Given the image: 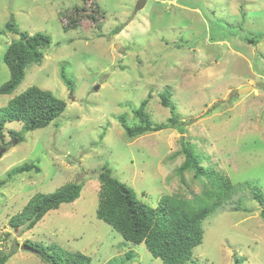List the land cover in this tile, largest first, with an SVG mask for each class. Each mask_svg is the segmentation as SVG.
Instances as JSON below:
<instances>
[{"label": "rangeland", "instance_id": "374dc122", "mask_svg": "<svg viewBox=\"0 0 264 264\" xmlns=\"http://www.w3.org/2000/svg\"><path fill=\"white\" fill-rule=\"evenodd\" d=\"M139 1L96 0L106 13L102 29L85 25L65 32L61 13L83 0H0V88L10 79L5 52L19 39L6 30L8 22L52 39L20 87L0 95V110L33 86L67 104L46 128L29 132L23 123L7 122L0 137V181L25 164L41 169L0 186V255L15 251L6 264H47L26 247L52 244L80 252L92 264H164L145 243L126 241L97 217L98 177L109 166L154 209L164 196L199 208L212 184L193 170L180 173L184 144L204 168L234 186L230 199L204 221L203 242L186 264H234L237 258L264 264V205L245 187L258 186L264 195V0H147L142 9ZM117 27L120 33L113 34ZM63 68L73 90L61 79ZM165 91L185 122L183 131L130 140L119 117L135 125L134 111L148 100L153 124L166 123L171 110L162 105ZM77 182L84 188L76 202L50 211L31 230L12 225L36 194Z\"/></svg>", "mask_w": 264, "mask_h": 264}, {"label": "trees", "instance_id": "16d2710c", "mask_svg": "<svg viewBox=\"0 0 264 264\" xmlns=\"http://www.w3.org/2000/svg\"><path fill=\"white\" fill-rule=\"evenodd\" d=\"M106 13L96 0H83V5L72 11L61 13L63 30L69 32L85 25H92L101 30ZM122 28L117 27L113 34L120 33ZM6 30L19 36L12 42L4 55V62L10 71V79L0 88V95L13 94L23 83L27 69L32 64H40L45 58L52 39L43 33L31 35L22 32L16 27L14 20L6 24ZM2 32L0 31V36ZM252 41V40H251ZM256 42V40L252 41ZM61 79L70 88L74 89L73 81L67 76L65 69L61 71ZM171 94L162 93V105L171 110V117L166 123L154 125L151 116L147 113L148 100L141 103L134 111V118L138 121L130 126L125 116L119 117V122L130 140H134L148 133L160 132L166 129L183 131L185 122L180 120L175 106L171 103ZM67 109L64 100L57 98L52 92L42 90L36 86L30 87L24 93L14 97L8 105L0 110V137L7 122L24 124L25 131H35L50 126L61 117ZM184 146L185 162L180 167V173L193 170L195 177H206L212 184L211 190L199 198L206 203L197 208L192 203L175 197L164 196L156 209L140 201L135 192L113 177L112 169L105 165L99 174L101 190L97 217L116 230L126 241L133 244L145 243L155 258H160L164 264H186L192 260L193 250L203 242L204 221L217 211L223 203L230 199L234 186L231 180L222 174L210 172L204 168L193 148ZM40 173L36 164H25L11 170L6 180L0 181L5 185L13 178L26 173ZM245 187L253 192V198L264 205V195L258 186L246 184ZM82 183H69L51 194L38 193L28 202L23 211L13 218L15 228L25 226L26 230L33 229L52 210H57L63 204L76 202L83 191ZM264 220V209L261 211ZM41 259L47 264H92L91 259L82 253H67L60 251L55 244L37 245ZM0 255V264H6L15 254ZM133 252L128 255L132 258ZM237 258L234 264H241Z\"/></svg>", "mask_w": 264, "mask_h": 264}, {"label": "water", "instance_id": "95a60500", "mask_svg": "<svg viewBox=\"0 0 264 264\" xmlns=\"http://www.w3.org/2000/svg\"><path fill=\"white\" fill-rule=\"evenodd\" d=\"M146 1L147 0H140L138 3L139 8L142 9L144 7ZM96 89H98V88H96ZM250 90H251V86L245 87L239 91V94L248 93ZM4 152H5V149L0 152V158L2 157ZM26 249H28L32 252L38 253V251L33 247L27 246Z\"/></svg>", "mask_w": 264, "mask_h": 264}]
</instances>
